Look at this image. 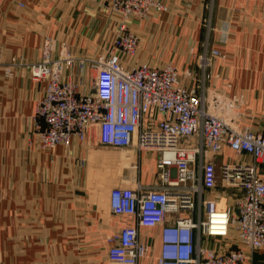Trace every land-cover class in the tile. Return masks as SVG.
I'll use <instances>...</instances> for the list:
<instances>
[{
	"label": "built area",
	"instance_id": "built-area-1",
	"mask_svg": "<svg viewBox=\"0 0 264 264\" xmlns=\"http://www.w3.org/2000/svg\"><path fill=\"white\" fill-rule=\"evenodd\" d=\"M150 9L164 6L111 0L119 21L106 57H77L67 45L46 40L39 60L11 57L2 64L4 74L26 70L31 80L45 83L32 118L41 149L69 147L77 139L88 151L108 152L104 169L111 165L116 177L109 210L122 219L106 238L108 264H264V134L238 124L239 98L206 86L212 60L224 58L207 42L196 58L198 77L182 72L189 86L179 83L172 64H121L120 54L132 57L137 48L128 20ZM74 67L82 78L93 75L90 93H81L70 75L64 78ZM93 129L96 144L88 141ZM224 148L240 159L221 161ZM144 153L153 155L152 183L137 178ZM223 196L236 214L219 209ZM230 226L235 241H228Z\"/></svg>",
	"mask_w": 264,
	"mask_h": 264
},
{
	"label": "crops",
	"instance_id": "crops-1",
	"mask_svg": "<svg viewBox=\"0 0 264 264\" xmlns=\"http://www.w3.org/2000/svg\"><path fill=\"white\" fill-rule=\"evenodd\" d=\"M156 1L163 11L150 9L143 18L128 20L137 48L132 57L120 54L121 64H172L179 83L189 86L182 72L188 69L198 77L196 58L207 42L224 58L212 60L206 86L239 98L238 124L264 134V0ZM110 3L0 0V264H108L106 238L122 226L109 210L116 177L103 172L108 152L88 151L77 139L69 147L41 149L32 118L45 83L31 80L26 70L5 76L2 64L13 56L39 60L45 37L56 47L67 45L77 57H106L118 26ZM69 75L81 93L92 91V74L82 78L74 67L64 78ZM97 136L93 129L89 143L96 144ZM238 159L227 148L220 158ZM153 172L145 173L141 165L137 178L152 183ZM150 234L156 255L158 228Z\"/></svg>",
	"mask_w": 264,
	"mask_h": 264
},
{
	"label": "rangeland",
	"instance_id": "rangeland-1",
	"mask_svg": "<svg viewBox=\"0 0 264 264\" xmlns=\"http://www.w3.org/2000/svg\"><path fill=\"white\" fill-rule=\"evenodd\" d=\"M18 7H23L24 6V4H23V2H18ZM118 21H119V18H118ZM46 40H50L51 42H52V44H53V41L51 40V38H49V37H45L44 38V41H43V45L45 44V42H46ZM44 47V46H43ZM43 50V49H42ZM13 59L15 60V61H20V60H22V58H20V57H18V56H13ZM5 76H7L6 74H5ZM9 77V76H8ZM146 155H148V157H145L144 158V160H142L141 159V165L143 166V171H144V169H145V173H148V174H150V173H152L153 172V168H152V166H151V160H153V155L152 154H150V153H147ZM111 165H108V168H106V169H103V172L104 173H106V174H108V176L109 177H112V175H114V173H115V168L113 167V170H112V168L110 167ZM107 170V171H106ZM99 171H102V169L101 170H99ZM222 199V198H221ZM219 203H220V205H223V207H224V209H227V207L229 206V208H230V212H231V214H236V211H235V209H234V207H233V202H232V200L231 199H226L225 197H223V199L221 200V201H219ZM229 231H230V236H229V240L228 241H231L232 239H233V241H235V230H234V228H233V226H230L229 227ZM208 241V245H209V239L207 240ZM206 242V241H205Z\"/></svg>",
	"mask_w": 264,
	"mask_h": 264
}]
</instances>
